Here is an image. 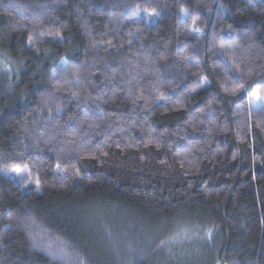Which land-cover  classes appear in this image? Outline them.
Wrapping results in <instances>:
<instances>
[{"label": "trees", "instance_id": "16d2710c", "mask_svg": "<svg viewBox=\"0 0 264 264\" xmlns=\"http://www.w3.org/2000/svg\"><path fill=\"white\" fill-rule=\"evenodd\" d=\"M253 91L264 0H0V264H264Z\"/></svg>", "mask_w": 264, "mask_h": 264}, {"label": "rangeland", "instance_id": "374dc122", "mask_svg": "<svg viewBox=\"0 0 264 264\" xmlns=\"http://www.w3.org/2000/svg\"><path fill=\"white\" fill-rule=\"evenodd\" d=\"M261 2V0H257ZM264 107V106H261ZM261 107H256L252 105L254 110H257ZM202 244L201 240L183 237L172 240L168 244V248L175 251V257L178 258L181 263L188 262L187 264H197L200 259L203 258L204 254L200 253L199 246Z\"/></svg>", "mask_w": 264, "mask_h": 264}, {"label": "snow or ice", "instance_id": "6c2138e0", "mask_svg": "<svg viewBox=\"0 0 264 264\" xmlns=\"http://www.w3.org/2000/svg\"><path fill=\"white\" fill-rule=\"evenodd\" d=\"M241 87H243V85H241ZM250 96L254 98L251 101L253 106H256V107L264 106V91H253L250 93Z\"/></svg>", "mask_w": 264, "mask_h": 264}]
</instances>
